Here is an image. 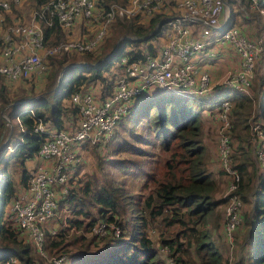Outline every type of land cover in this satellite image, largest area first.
<instances>
[{
  "label": "trees",
  "instance_id": "trees-1",
  "mask_svg": "<svg viewBox=\"0 0 264 264\" xmlns=\"http://www.w3.org/2000/svg\"><path fill=\"white\" fill-rule=\"evenodd\" d=\"M45 1L24 2L36 9ZM235 1L248 6L251 3V0H228L231 4L228 25H237L251 36L239 24L241 21L233 7ZM168 17L166 12L118 17L113 22L117 35L113 41L101 46L104 37L96 50L82 53L81 57L75 54L60 60L59 63L68 68L59 84V69L55 70L46 90L53 84L58 86L45 98L17 102L32 95L11 98L5 84H1L0 263L10 256L18 257L20 264H39L40 261L35 244L8 218L13 200L26 188L29 177L42 162L38 152L47 134L35 130L38 120L51 128L75 131L78 109L66 102L73 90L77 87L93 90L101 100L111 96L116 78L122 72L121 59L142 57L144 52L156 54L162 44L157 46L155 40L163 39L165 24L156 34L149 35ZM44 31L47 44L55 43V37L66 33L57 20L52 26L44 25ZM49 74L47 71V80ZM33 78L37 77L33 75ZM223 99L232 101L231 144L239 157L234 166L242 175L235 192L243 202L251 205L249 210L242 209L243 220L239 226L242 225L243 231L238 240L242 251L232 262L219 248L221 241L225 243L226 239L216 213L219 206L226 204L227 199L218 193L221 181L228 183L227 178L221 180V173L225 176L227 173L219 166L218 171L212 167L211 158L214 155L217 162L218 148L212 153L204 137V114L207 117L208 112L209 115L216 112ZM256 101L260 110L253 115ZM18 117L22 126L17 123ZM209 118L214 120V114ZM251 118L264 126L262 68L256 71L249 92L224 88L221 84L202 96L181 89L165 92L155 86L147 88L135 97L108 141L91 143L99 148L104 145L108 152L107 158H102L101 167L111 163L124 174L123 178L109 177L107 172L102 178L95 174L88 177L81 162L73 163L69 172V192L58 191V210L65 208L68 212V226H63L62 217L54 216L45 226V247L53 253L65 250L70 244L67 239L70 229L84 227L87 231L96 221L105 220L114 222L120 234L109 233L102 238L91 234L83 240L81 235L76 236L74 244L82 243L79 249L67 253L70 264H264V165H259L255 158ZM15 121L20 138L16 137ZM87 142L76 144L78 153ZM247 162L252 171L243 175ZM135 170L142 171V180L130 186L125 180ZM53 227L60 229L57 234L51 232Z\"/></svg>",
  "mask_w": 264,
  "mask_h": 264
},
{
  "label": "built area",
  "instance_id": "built-area-1",
  "mask_svg": "<svg viewBox=\"0 0 264 264\" xmlns=\"http://www.w3.org/2000/svg\"><path fill=\"white\" fill-rule=\"evenodd\" d=\"M26 0H0V74L11 80H27L41 76L49 68L45 58L59 52H91L99 48L111 24L122 15H153L166 12L170 29L156 54L144 52L142 57L124 56L122 72L116 78L113 94L101 100L98 92L77 87L66 101L78 109V126L75 131L47 126L41 119L35 130L47 134L39 149L42 161L29 177L27 186L13 200L8 218L26 234L39 252H45V226L56 215L68 226V212L58 210V191L68 193L71 165L81 162L76 144L89 141L93 144L108 141L119 119L128 112L135 97L155 86L165 92L185 90L196 96L209 93L214 86L249 92L264 53V0H251L263 21L260 37L253 38L239 26L223 27L221 17L229 21L226 0H125L100 2L98 0H46L26 21L13 14V3ZM11 13V19L9 14ZM55 20L66 33L80 20L95 24L93 38L71 39L52 47L46 43L44 25L52 26ZM224 21V22H225ZM223 22V23H224ZM165 23V24H166ZM199 30V31H197ZM213 44H229L240 56V64L229 69L214 83L210 73L199 69L192 57ZM208 55V54H207ZM214 118L218 121L217 148L219 166L228 175L223 198L226 200L225 222L221 228L225 239L233 245V233L242 221L243 200L235 192L242 180L241 172L232 164L230 111L232 101L223 99ZM33 112V110H31ZM21 124L20 117L17 118ZM22 126V124H21ZM22 128V127H21ZM250 132L254 154L259 165H264V126L251 119ZM1 150V146H0ZM2 170L0 167V177ZM60 229L53 227L57 234ZM114 222L98 220L91 226L92 235L102 238L109 233L120 234ZM65 256L53 257L54 264H63ZM0 264H20L18 257L10 256Z\"/></svg>",
  "mask_w": 264,
  "mask_h": 264
},
{
  "label": "rangeland",
  "instance_id": "rangeland-1",
  "mask_svg": "<svg viewBox=\"0 0 264 264\" xmlns=\"http://www.w3.org/2000/svg\"><path fill=\"white\" fill-rule=\"evenodd\" d=\"M226 6H227L226 7L227 11H229V9L231 10L230 2ZM233 7H234L235 11L238 13V19L241 21V23H239V24L241 25V27L243 29H245L246 31H248L253 38L260 37L261 32H262V27H263V21L260 18L258 8L255 6H252L251 3H250V6H248V5H243V4L239 3L238 1H235L233 3ZM34 10H35V8H33V6L31 4L27 5V2H24L23 4L13 3L14 13H16L17 15H21V17L24 18L25 20L30 21L32 19V13L34 12ZM115 25H116V23L111 24V26L109 27V29L107 31L106 38L104 39L101 46H104L106 44V42L113 41L116 38L117 35L115 34V32H116ZM95 29H96L95 24L89 22L88 20L80 21V24L77 25L76 29L73 32H70V33L64 32L65 33L64 36H61L59 38L55 37L53 39V40L56 39L57 42L55 41V43H51V42H54V41H51L47 45L49 47H52L55 44H58L60 42H66V41H69L71 39H80V38L90 39V38L94 37ZM169 29H170V25L168 23H166L164 26L163 39L159 40V41H157V39L155 40V43L157 46H159L163 43L164 38H165V34ZM75 54L77 56H75ZM70 56L81 57L82 53L74 52V53L67 54V53L59 52L56 54H51V55L46 56L45 61L49 67L47 69V71H48V73L50 72L49 80H47L48 76L45 77L46 73H43L40 78H33V76H32L30 80L27 79L24 81L23 80H11V79L7 78L6 76H3L0 74V86H1V84H5L7 94L11 98H15L18 96H29V95L42 96L43 98H45V97L49 96L50 95L49 93H52L58 86V84H55V85L53 84L51 89L46 90V87L51 82V77H52L53 73L55 72V70L59 69V72H60L64 68V66H62L59 63L60 60H62L64 57L68 58ZM262 60H264V53L262 54L261 60L259 62V65L261 63L260 68H262V70H264V64L262 63L263 62ZM257 70H259V69H257ZM260 73H261V71H260ZM59 74H58V76H59ZM220 78L216 82H219ZM258 104L259 103L256 101L255 102V111H254L253 115H257L258 111L260 110ZM213 114H215L214 111H213V113H211V115H207L206 118H208V119H206L204 122V124L208 127L207 131H205V133H204V137H205V141H207L209 143V145L211 146V149L213 150L211 152L215 154V152L217 151L216 135H217V131L219 129V126L216 123L218 121L215 118H214V120L216 122L213 120V118L212 119L209 118L210 116H213ZM253 118H251V119H253ZM251 119L249 120V124H250ZM17 123H18V121H17ZM17 123L15 121V125H16V127H15L16 131L15 132H16V137L20 138V136H19L20 135V129H19V126ZM248 135H249V133H247V137H248ZM92 144L89 141L87 143H85L81 152L79 153L81 155L82 169L84 172H88L86 174V176L90 177L91 175L95 174L98 178H102L104 176V174L107 172V176H109V177L111 176V177H114L117 179H119L120 177L123 178L124 174L121 173L117 167L111 165V163H109L108 165L106 164L105 167L104 166L101 167L102 158L103 157L107 158L108 152H107L104 145H102V147L99 148V147L92 146ZM251 150H252V148H251ZM8 153H9V151H7V154ZM238 158H237L236 153L233 152V155H232V164L233 165H236V163L239 162ZM0 166H2L1 162H0ZM238 170H239V168H238ZM250 171H252V166L250 165L249 162H247L246 168L242 174L243 175L247 174ZM143 175H144V173H143ZM227 177H228V175H227ZM141 180H142V171L135 170V172L133 174H131V175L128 174L125 182L130 186L131 185L134 186V185H138ZM228 180H229V178H228ZM227 184L228 183L226 180L221 181L220 191L218 193L219 196H221V197L224 196V193L226 192ZM226 205H227V203L225 204V206L224 205L219 206L217 208V211H216V213L219 214L218 215L219 216L218 222L222 223V226L225 222ZM0 206H1V200H0ZM250 206L251 205L249 203L244 202V205L241 208V215H242V209L243 210L244 209L249 210ZM242 220H243V216H242ZM241 223H242V221H241ZM241 226H238L239 228L236 229V231L233 233V245H231L227 240L225 243L221 241V244H219V248L224 253L225 258L229 259L230 262H232L237 257V254L238 253L240 254L242 251V247L240 246V243L238 242V240L241 237V231H243ZM90 230H91V228L86 231V230H84V227L83 228L80 227V228L70 229L69 236H67L68 242L70 243L69 246L65 247V250H59L57 253L50 252L49 249L46 248L45 249L46 255H43L41 253H38L39 256L37 255V258L40 260L39 264H51V262H53L52 261L53 257H57V256H65V260H66L65 264H70L69 263V256L67 255V253H69L72 249H79V247L82 243V241H77V243L74 244L73 239L78 235L82 236V240H83V238H86V236H87V238H90V236L92 234L90 232Z\"/></svg>",
  "mask_w": 264,
  "mask_h": 264
},
{
  "label": "crops",
  "instance_id": "crops-1",
  "mask_svg": "<svg viewBox=\"0 0 264 264\" xmlns=\"http://www.w3.org/2000/svg\"><path fill=\"white\" fill-rule=\"evenodd\" d=\"M80 21H83V20H80ZM80 21L75 25L72 32L76 29L77 25L80 24ZM224 21L225 20H224V13H223L222 17H221V24H223ZM197 31H199V30H197ZM164 41H165V38H164ZM164 41H163V43H164ZM209 49L215 50L214 56H211L208 52V49L206 48L204 52H199V53L195 54L192 57V61L197 65V67L199 69L207 70L210 73L213 82L216 83V81L220 77H222L224 75V73H226L227 70L233 69V68H236L237 66H239L240 56L234 50V48L229 44H223V45L213 44ZM260 66H261V63L259 65L258 69L260 68ZM40 77L41 76H39V77L37 76V78H40ZM97 91H99V89H97ZM34 97H36V96L32 95L29 98H34ZM207 114L209 115V112ZM206 119H208V118H206V116L204 114V121ZM73 122H75V121H73ZM207 129H208V127L205 125V131H207ZM214 158L215 157L213 155L211 158L212 167L214 168V170L218 171L219 170L218 169L219 162H218V160L216 162V159H214ZM224 176H225V174H223V172H222L221 177H220L221 180L226 179V178L228 180L227 174H226L225 178H224Z\"/></svg>",
  "mask_w": 264,
  "mask_h": 264
},
{
  "label": "water",
  "instance_id": "water-1",
  "mask_svg": "<svg viewBox=\"0 0 264 264\" xmlns=\"http://www.w3.org/2000/svg\"><path fill=\"white\" fill-rule=\"evenodd\" d=\"M226 4H229L228 0H226ZM230 14H231V10L229 9V11H228V18L230 17ZM166 22H167V19H164V20L160 21V22L157 24V26H156V28L154 29V31H153L149 36H152V35L156 34V32L158 31V29H159L163 24H165ZM227 22H228V21L226 20V21L223 23V27L226 25ZM84 63H87V62H83V63L78 62V63H76V64H84ZM67 68H68V67L65 66V67L60 71V75H59V77H58V84H59V82H60V80H61V78H62V76H63L64 71H65ZM49 94H50V93H49ZM41 97H42V96H36V97H34V98H25V99L23 98V99L18 100L17 102H22V101H32V100L39 99V98H41Z\"/></svg>",
  "mask_w": 264,
  "mask_h": 264
}]
</instances>
